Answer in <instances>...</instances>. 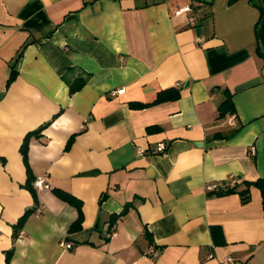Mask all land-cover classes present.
Listing matches in <instances>:
<instances>
[{
	"label": "crops",
	"instance_id": "1",
	"mask_svg": "<svg viewBox=\"0 0 264 264\" xmlns=\"http://www.w3.org/2000/svg\"><path fill=\"white\" fill-rule=\"evenodd\" d=\"M185 4L193 23L172 15ZM258 52L250 0H0V264H264L260 190L208 189L264 178ZM224 89L235 112L219 117ZM46 123L27 163L50 189L34 194L20 147Z\"/></svg>",
	"mask_w": 264,
	"mask_h": 264
},
{
	"label": "trees",
	"instance_id": "2",
	"mask_svg": "<svg viewBox=\"0 0 264 264\" xmlns=\"http://www.w3.org/2000/svg\"><path fill=\"white\" fill-rule=\"evenodd\" d=\"M233 1H235V0H230V2H233ZM250 2L253 6H255L256 8L259 9L260 16L261 17L264 16V0H250ZM258 54L260 56L264 57V53L258 52ZM15 76H16L15 71L12 70L10 77H9V80H8V83L11 82L15 78ZM83 82H84L83 79H78L77 82H73V84L70 85V93H73L76 90H78L81 87ZM223 94H224V99L218 105L219 117H223L226 114H232L235 112L234 104L232 101V94L227 89L223 90ZM179 96H180L179 88L170 87V88H167V89H164V90L157 92L156 97L150 102H146V103L131 102L130 106L133 108H145V107H149V106H152V105H155L158 103L178 99ZM46 125H47V123L43 124L42 126H40L38 129H36L34 131L28 132L25 135L23 142L21 144V147H20V151H21L23 160H24L25 164L27 165L28 178H27L26 186L30 187L33 190V192H34L35 188L32 185V181L34 180L35 177H32L30 170L28 169L29 167H28V163H27V146H28L29 139L32 136L39 137L41 135L40 134L41 130ZM243 184H244V188H241V189L239 188L240 185L238 183H234L232 186L226 185L223 188H219L216 191V195L223 196V195H228V194H232V193H237L240 196L241 202L243 204H245L250 199L249 187L254 186V187H257L261 192L262 204H263V208H264V178H258L255 181H243ZM34 194H35V192H34ZM60 197L63 200L69 202L70 204H75L77 206L78 211H79V216H78L77 221L74 223V225H78L80 218H81L79 202L74 200V198L67 193L61 194ZM36 200H37V198L35 195V201ZM123 213L124 212H121L120 215ZM23 219H24V216L19 220L18 225H17L18 227L22 223ZM211 232L214 236H216L218 233H220V229H219V227L212 226ZM15 235H17V233H15ZM215 241H216V239H215ZM7 261H8V258H7Z\"/></svg>",
	"mask_w": 264,
	"mask_h": 264
},
{
	"label": "built area",
	"instance_id": "3",
	"mask_svg": "<svg viewBox=\"0 0 264 264\" xmlns=\"http://www.w3.org/2000/svg\"><path fill=\"white\" fill-rule=\"evenodd\" d=\"M182 14H185L187 16L188 22H190V23L194 22L195 17L193 15V8L191 5L185 4L182 6H176L172 11L173 16H180ZM197 39H199V38H197ZM123 91H124V89L121 88V89L113 90L111 92V94L115 95L117 93H122ZM165 149H166V144L164 142H158L156 144L154 150H152V152L163 153L165 151ZM136 152L139 155H144V154L148 153L149 151L146 148L138 146L136 148ZM32 185L36 190H49L50 189V185L46 179V176H36L34 178V180L32 181ZM208 189L218 190L217 186H215V185L209 186ZM40 212H41V206L35 210L34 214L36 216H39ZM22 233H23V231L20 230L19 235H21ZM62 246L65 248H70L71 243H62ZM155 252H156L155 249L149 250V253L153 254ZM212 256H213L212 254H208V256H206V258L208 259V258H211ZM232 262H233V258L231 256H226L224 258L223 264H230Z\"/></svg>",
	"mask_w": 264,
	"mask_h": 264
},
{
	"label": "water",
	"instance_id": "4",
	"mask_svg": "<svg viewBox=\"0 0 264 264\" xmlns=\"http://www.w3.org/2000/svg\"><path fill=\"white\" fill-rule=\"evenodd\" d=\"M186 84H187V82H186Z\"/></svg>",
	"mask_w": 264,
	"mask_h": 264
}]
</instances>
